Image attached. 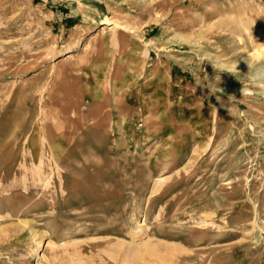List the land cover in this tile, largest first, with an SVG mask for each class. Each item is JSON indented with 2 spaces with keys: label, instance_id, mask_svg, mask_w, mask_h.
Masks as SVG:
<instances>
[{
  "label": "rangeland",
  "instance_id": "obj_1",
  "mask_svg": "<svg viewBox=\"0 0 264 264\" xmlns=\"http://www.w3.org/2000/svg\"><path fill=\"white\" fill-rule=\"evenodd\" d=\"M62 15H162L195 151L72 123ZM0 264H264V0H0Z\"/></svg>",
  "mask_w": 264,
  "mask_h": 264
},
{
  "label": "crops",
  "instance_id": "obj_2",
  "mask_svg": "<svg viewBox=\"0 0 264 264\" xmlns=\"http://www.w3.org/2000/svg\"><path fill=\"white\" fill-rule=\"evenodd\" d=\"M126 16L131 17L62 15L66 29H83L82 43L85 41L72 61V69L59 76L69 96L65 109L75 116L72 123L77 128L97 123L96 127L102 129H108L109 124V132L136 133L129 139L130 146L153 147L165 132L164 137L174 140L176 146L195 151L198 135L194 115L191 108L180 104L185 98L187 103L188 95L183 92L178 96L180 90L176 89V101L164 109L168 97L164 95L172 91L169 83H177L175 66L159 58L162 50L156 39L162 15ZM107 17H115L121 24L107 22ZM140 107L145 114L143 127H137Z\"/></svg>",
  "mask_w": 264,
  "mask_h": 264
},
{
  "label": "clouds",
  "instance_id": "obj_3",
  "mask_svg": "<svg viewBox=\"0 0 264 264\" xmlns=\"http://www.w3.org/2000/svg\"><path fill=\"white\" fill-rule=\"evenodd\" d=\"M222 71H230L231 69L227 68L226 66H221Z\"/></svg>",
  "mask_w": 264,
  "mask_h": 264
},
{
  "label": "bare ground",
  "instance_id": "obj_4",
  "mask_svg": "<svg viewBox=\"0 0 264 264\" xmlns=\"http://www.w3.org/2000/svg\"><path fill=\"white\" fill-rule=\"evenodd\" d=\"M107 21H111V19L108 17L107 18ZM72 57V54L70 56H68V58H71ZM51 130V129H50ZM38 148V147H37ZM4 166V165H3ZM34 201V200H33Z\"/></svg>",
  "mask_w": 264,
  "mask_h": 264
}]
</instances>
